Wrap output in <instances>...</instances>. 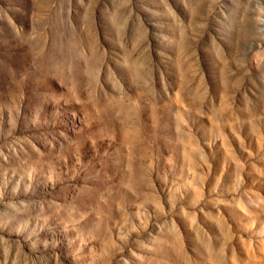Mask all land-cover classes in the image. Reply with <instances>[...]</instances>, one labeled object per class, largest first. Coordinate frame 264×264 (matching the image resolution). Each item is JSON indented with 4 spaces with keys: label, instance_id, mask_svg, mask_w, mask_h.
Returning <instances> with one entry per match:
<instances>
[{
    "label": "rangeland",
    "instance_id": "rangeland-1",
    "mask_svg": "<svg viewBox=\"0 0 264 264\" xmlns=\"http://www.w3.org/2000/svg\"><path fill=\"white\" fill-rule=\"evenodd\" d=\"M0 264H264V0H0Z\"/></svg>",
    "mask_w": 264,
    "mask_h": 264
}]
</instances>
